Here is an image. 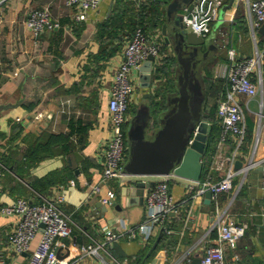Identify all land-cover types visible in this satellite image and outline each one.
Listing matches in <instances>:
<instances>
[{
	"label": "crops",
	"instance_id": "1",
	"mask_svg": "<svg viewBox=\"0 0 264 264\" xmlns=\"http://www.w3.org/2000/svg\"><path fill=\"white\" fill-rule=\"evenodd\" d=\"M146 1L102 0L98 9L86 12L83 20L75 18L78 8L68 5L66 0H6L0 4V153L7 150L21 156L27 151L30 138L43 132L70 133L72 120L81 121V126L85 127L82 131L75 130L70 153L56 147L57 155L27 168L24 176L9 172L0 178L1 207L13 204L19 198L38 203L42 198L33 186L35 182H42L52 172L58 173L59 177L70 175L63 185L65 202L62 208L71 215L73 231L69 237L56 240L60 259L77 256L78 247L90 242L92 237L104 240L108 227L126 233L140 224L147 212L146 194L161 179L158 176H129L123 180L101 182L106 150L113 138L108 104L115 72L124 60V50L130 40L122 34H111L103 27L117 13L124 20L132 16ZM223 1L206 36L215 35L218 50L206 62L208 71L202 69L206 89L204 114L212 110V100H219L225 81L223 71L232 61L230 50H235L238 59L264 52V24H255L254 16L248 11V0ZM176 2L179 3L175 9L169 12L170 4ZM45 6L50 8L53 21L59 25L36 35L26 20L33 10ZM188 8L183 0L160 3L163 20L160 37L170 55L175 56L172 45L165 42L163 24L175 10L183 16L190 11ZM247 37L251 41L244 44ZM227 46L228 58H224L223 51ZM141 74L140 67H134L130 75L135 89L131 104L136 109L127 115V131L145 100V93L153 92V89L141 86ZM142 88L144 92H141ZM237 99L247 103L244 95H238ZM252 104H256V110L252 109ZM217 110L214 115L218 118ZM39 112L45 115L42 123L34 119ZM246 123L251 138L246 143L244 140L239 149L232 137L214 144L212 168L216 173L212 172V176L206 178L219 180L232 169L235 171L232 190L219 194L216 199L211 198L210 204H206V194L193 196L195 182L170 177V191L177 203L176 212L167 217L172 230L166 229L165 225L156 228L153 234L151 230L147 242L143 239L144 234L136 238L123 236L112 242L108 251L102 250L99 256L86 258L83 262L195 264L198 260L203 264L206 246L217 243L214 214L220 209L246 225V232L236 246L227 248L226 264H264V115L260 113L258 97L248 103ZM19 125L24 131L19 132ZM71 180L74 185L70 184ZM141 180L154 182L145 188L143 196L131 187L133 181ZM97 183L101 184L99 194L93 193ZM56 188L53 187L54 191ZM110 189L117 196L112 206H106L100 199L107 196ZM17 221L18 216L0 212V253L5 264H28L31 251L40 239L38 235L32 241L29 251L16 252L9 245L8 235L15 229ZM147 244L149 246L145 247Z\"/></svg>",
	"mask_w": 264,
	"mask_h": 264
},
{
	"label": "built area",
	"instance_id": "2",
	"mask_svg": "<svg viewBox=\"0 0 264 264\" xmlns=\"http://www.w3.org/2000/svg\"><path fill=\"white\" fill-rule=\"evenodd\" d=\"M6 0H0V4ZM67 4L78 8L75 14L77 20H83L86 12L99 8L102 0H66ZM223 0H196L193 9L182 16V22L187 30L197 32L206 37L210 31L213 21L217 18ZM248 11L255 18L257 26L264 24V0H248ZM26 24L36 35H40L45 29L57 27L48 6L33 10L26 20ZM231 63L225 67L223 78L229 81L226 96L220 100L218 105V119L223 127L221 142L232 137L237 149L242 145L247 134L246 114L248 103L256 97L259 98L260 113L264 115V79L262 74V63L264 52L256 55L240 58L236 57L234 49L230 50ZM150 55H154L155 62L162 57L160 44L156 37L149 40L141 29H137L133 37L128 41L124 50V60L115 72V82L112 89L108 108L111 114V125L113 138L106 150V163L102 171L101 182H110L112 179L123 180L127 177L123 167L127 161L125 124L128 120L129 105L133 101L135 92L130 75L134 67H140ZM154 62V63H155ZM244 95L247 103L243 104L237 97ZM45 118L43 112L35 115L34 119L42 123ZM20 120V118H18ZM42 125V124H40ZM236 153L233 155L235 160ZM6 166L0 160V178L4 174ZM159 179L157 184L150 188L146 194L145 202L147 212L144 220L127 230L126 233H118L112 228L105 229V239L98 240L94 237L91 241L79 246V254L73 258H59L56 240L69 237L73 228L71 215L64 211L62 203L65 202L63 185L56 188L49 196H42L38 203L31 202L25 198H19L10 205L0 207V212L6 215L18 216L15 229L8 235V242L16 252H27L31 249L32 241L40 235L37 246L32 249L28 264H86L84 259L99 256L100 252L108 251L112 242L123 236L136 238L144 234L147 242L153 231L164 225L167 216L176 212L177 203L174 200L168 180L176 177L174 174ZM235 171L228 170L224 177L219 180L212 178L195 182L192 187L196 188L194 197L212 193V199L219 194L229 192L233 188ZM70 184L74 185L71 180ZM264 187V177H263ZM195 190V189H194ZM101 192V184L94 186L93 193ZM116 192L109 190L108 195L100 199L106 206H112L116 198ZM152 228V229H150ZM214 228L218 232L217 243L207 245L203 264H226V250L235 247L238 240L245 234L246 225L237 222L226 210L217 209L214 214ZM170 231V230H169ZM0 264H5L3 254L0 253Z\"/></svg>",
	"mask_w": 264,
	"mask_h": 264
},
{
	"label": "water",
	"instance_id": "3",
	"mask_svg": "<svg viewBox=\"0 0 264 264\" xmlns=\"http://www.w3.org/2000/svg\"><path fill=\"white\" fill-rule=\"evenodd\" d=\"M183 1L186 6L189 5V10L193 9V0ZM178 3L170 4L169 12ZM176 14L175 10L162 28L165 42L172 45L177 60V92L167 95V109L159 115L160 125L154 131H150L151 93H145V100L128 127L129 157L123 172L132 177L174 174L198 182L203 177V160L213 130L212 124L203 118L206 89L202 69L218 46L214 34L204 37L187 30L182 16ZM155 60V56L150 55L140 66L141 86L144 88L151 87ZM153 184V181H133L131 187L132 191L138 189V193L143 196L145 188ZM211 197L212 193L208 191L206 204H210ZM99 205L106 210L102 204ZM199 263L195 261V264Z\"/></svg>",
	"mask_w": 264,
	"mask_h": 264
},
{
	"label": "trees",
	"instance_id": "4",
	"mask_svg": "<svg viewBox=\"0 0 264 264\" xmlns=\"http://www.w3.org/2000/svg\"><path fill=\"white\" fill-rule=\"evenodd\" d=\"M166 0H148L145 4H140L139 7L134 10L132 16L122 17L120 14H116L114 18L110 20L109 23L104 25V29L108 30L111 34L115 32V35L122 34L123 37L131 39L137 29H141L149 40H153L157 35L158 43L160 44V57L154 64L152 71V82L151 89V121H150V131H154L160 125L159 115L167 109V95L170 93L177 92V76L176 70L174 69L177 66V60L174 55H170L167 51L165 44L161 40L160 27L162 24V10H160V3ZM109 33V34H110ZM127 39V40H128ZM209 64L206 63L203 69L207 70ZM208 71V70H207ZM262 74L264 79V57L262 63ZM224 85L222 86L219 93V100H215L213 103L212 110L209 113H205L203 118L212 123L213 130L208 139V151L204 157V172L203 179H206L209 176H212V172L216 173V170L212 168L213 157L215 154L214 144H218L221 141L223 135V127L214 113L218 108V103L223 99L229 88V81L224 78ZM218 98V97H217ZM135 106L130 104L128 109V114L135 111ZM81 121H71V132L70 133H48L43 132L38 137L29 139V146L27 151L23 152L21 156L13 155L7 150L0 153V160L6 166L4 173L14 172L21 176H24L25 170L30 167L36 166L39 161L51 158L56 153V147H61L66 153L71 152V137L73 136L76 129L85 130L84 126H81ZM125 128V138L129 157V143L127 135V122L124 126ZM17 129L19 132L24 131L23 126H18ZM251 135L246 134L245 143L249 141ZM128 159V158H127ZM58 173H50L42 182H35L33 184L36 192H38L40 198L42 196L49 197L52 195L54 189L53 187H59L64 185L67 182V178L70 175H64L59 177ZM46 188H48L46 190ZM53 190V191H52ZM180 209V208H179ZM168 217V216H167ZM167 219L164 222L166 229L172 230L170 228V222H167ZM168 227V228H167ZM172 227V226H171ZM78 231V230H76ZM166 238V237H165ZM164 238V239H165ZM80 243V242H79ZM149 246L147 244L145 247Z\"/></svg>",
	"mask_w": 264,
	"mask_h": 264
},
{
	"label": "rangeland",
	"instance_id": "5",
	"mask_svg": "<svg viewBox=\"0 0 264 264\" xmlns=\"http://www.w3.org/2000/svg\"><path fill=\"white\" fill-rule=\"evenodd\" d=\"M222 41V40H221ZM250 41H251V39H250V37H247V38H245L244 39V44H247V43H250ZM223 44H224V40H223ZM225 44H226V42H225ZM228 47L229 46H227L226 48H224V51H223V56H224V58H228V54H227V52H228ZM151 82H152V80H151ZM145 91V89L144 88H142V91L141 92H144ZM142 100H143V98H142ZM144 101V100H143ZM216 101H214V100H212V104L213 103H215ZM252 109H254V110H256L257 109V106H256V104H252ZM158 178H163V177H158ZM66 212V211H65Z\"/></svg>",
	"mask_w": 264,
	"mask_h": 264
}]
</instances>
